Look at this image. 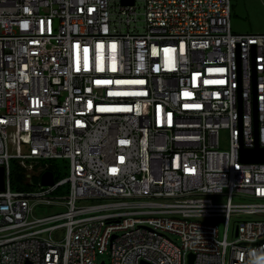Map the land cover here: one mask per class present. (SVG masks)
Listing matches in <instances>:
<instances>
[{
	"label": "built area",
	"instance_id": "built-area-1",
	"mask_svg": "<svg viewBox=\"0 0 264 264\" xmlns=\"http://www.w3.org/2000/svg\"><path fill=\"white\" fill-rule=\"evenodd\" d=\"M231 17L232 0H0V264H264V162L241 158L264 146V32Z\"/></svg>",
	"mask_w": 264,
	"mask_h": 264
},
{
	"label": "rangeland",
	"instance_id": "rangeland-1",
	"mask_svg": "<svg viewBox=\"0 0 264 264\" xmlns=\"http://www.w3.org/2000/svg\"><path fill=\"white\" fill-rule=\"evenodd\" d=\"M232 28L236 32H264V0H232ZM223 145L226 146L227 142L224 141ZM52 163L54 169H56V177H63L69 172L70 160L66 158H52L47 159ZM17 168V160H12V170L15 173ZM15 189V188H14ZM216 197V196H215ZM218 199V198H217ZM221 200H225L221 198ZM236 201H260V199L252 196L235 197ZM45 212H54L59 210V206H45ZM252 216H264V214H253ZM236 217H233L232 224ZM220 226L221 236L225 230V220L223 218L216 219ZM231 238V236H230ZM101 258H105L109 263L110 255L106 252L101 255Z\"/></svg>",
	"mask_w": 264,
	"mask_h": 264
},
{
	"label": "water",
	"instance_id": "water-1",
	"mask_svg": "<svg viewBox=\"0 0 264 264\" xmlns=\"http://www.w3.org/2000/svg\"><path fill=\"white\" fill-rule=\"evenodd\" d=\"M135 0H122L125 4H132ZM258 123L256 114V124ZM241 158L244 161H254V162H264V146H261L258 142L255 147H242ZM42 183L45 186L52 185L55 182L54 171L49 169L43 172L41 176ZM6 188V168L4 165H0V191ZM236 235H238V228L236 230ZM195 258V253L191 252L189 254V261L193 262ZM102 264H106L103 260ZM142 264H153L147 260H143Z\"/></svg>",
	"mask_w": 264,
	"mask_h": 264
},
{
	"label": "trees",
	"instance_id": "trees-1",
	"mask_svg": "<svg viewBox=\"0 0 264 264\" xmlns=\"http://www.w3.org/2000/svg\"><path fill=\"white\" fill-rule=\"evenodd\" d=\"M52 169H54V167H52ZM55 173H56V169H54ZM25 175L23 170L20 168V166L17 164V168L15 173L13 172V170H11V183H12V187L15 189H26L28 188V184L25 183ZM58 179L60 177H57Z\"/></svg>",
	"mask_w": 264,
	"mask_h": 264
}]
</instances>
